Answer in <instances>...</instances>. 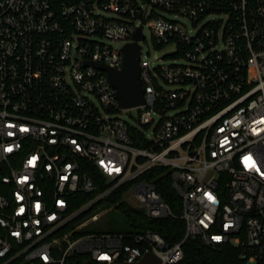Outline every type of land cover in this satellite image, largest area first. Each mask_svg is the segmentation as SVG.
<instances>
[{
	"label": "built area",
	"instance_id": "obj_1",
	"mask_svg": "<svg viewBox=\"0 0 264 264\" xmlns=\"http://www.w3.org/2000/svg\"><path fill=\"white\" fill-rule=\"evenodd\" d=\"M141 26L186 62L140 58L143 130L92 65L122 70ZM159 78L186 89L164 91ZM156 167L170 172L180 214L142 179ZM120 189L148 218L183 221V240L86 231ZM0 191V264H180L190 238L264 264V0H0Z\"/></svg>",
	"mask_w": 264,
	"mask_h": 264
},
{
	"label": "trees",
	"instance_id": "obj_2",
	"mask_svg": "<svg viewBox=\"0 0 264 264\" xmlns=\"http://www.w3.org/2000/svg\"><path fill=\"white\" fill-rule=\"evenodd\" d=\"M136 145L141 147H149L148 144L142 141L138 133H135ZM98 174L94 169V179L98 180ZM142 179L151 181L162 199L174 210L175 213H181V199L173 191L171 186V174L166 168H153L149 170ZM96 180V181H97ZM102 188L93 195H77L73 209H77L91 199H95ZM125 189H120L110 196L107 201L117 204L119 209L125 216L129 218L130 224L127 231L124 232H139L144 230H153L161 233L170 244H174L183 240L185 235V225L181 220L174 219H153L148 218L136 208L128 207L122 201V195ZM2 192L0 191V194ZM115 233L114 231H107ZM184 260L180 264H249L247 260L242 258L240 248L232 244L226 245H206L198 238H190L183 246Z\"/></svg>",
	"mask_w": 264,
	"mask_h": 264
},
{
	"label": "rangeland",
	"instance_id": "obj_3",
	"mask_svg": "<svg viewBox=\"0 0 264 264\" xmlns=\"http://www.w3.org/2000/svg\"><path fill=\"white\" fill-rule=\"evenodd\" d=\"M103 16L106 17H112L109 13H103ZM168 19L171 20H178L179 22L185 24L191 34L194 33V26L192 25V22L190 20H186L183 18L175 19L173 15L167 14L166 16ZM144 36L145 40L141 41L139 44L142 47L141 51V59L149 61L152 68H164L172 65L177 64H185L186 62L181 59L178 56V48L175 44H168L165 46H157L153 37V34L149 27L144 28ZM102 42L106 43L107 45L113 46V47H121L125 43L124 42H118V43H111L106 40H101ZM224 42L222 41V38L220 37L218 48L222 49L224 48ZM68 81L71 82V79L69 78V75L67 74ZM159 86L164 91H177L181 89H186L182 86L177 85H168L166 84L161 78H159ZM94 101L97 102V100L94 98ZM144 110H137L135 108L125 110L122 112L121 118L127 122L131 127L137 128L139 126V118L141 113ZM182 109H176L170 111L169 115L174 116L178 113H180ZM154 118H158L156 115ZM141 130H143L142 127L139 126ZM148 136H150V132L147 133ZM122 201L130 208H138V201L135 197V194L131 191L126 192L124 196L122 197ZM93 213H100L101 219L100 222L97 224H92L90 227L86 229V231H95V232H107L108 230L114 231L115 233H122L124 231H127L130 226L128 223L129 218L125 216L119 209H117V204L111 203L107 200H103L101 203H99L95 208Z\"/></svg>",
	"mask_w": 264,
	"mask_h": 264
},
{
	"label": "water",
	"instance_id": "obj_4",
	"mask_svg": "<svg viewBox=\"0 0 264 264\" xmlns=\"http://www.w3.org/2000/svg\"><path fill=\"white\" fill-rule=\"evenodd\" d=\"M144 40L143 26H141L133 38V42L127 44L124 49L122 70H114L104 64L92 65L107 73L109 82L117 91V97L124 109L137 108L145 104V91L140 80V58L142 47L140 42ZM143 212L142 209H139ZM139 264H160L153 255H148Z\"/></svg>",
	"mask_w": 264,
	"mask_h": 264
}]
</instances>
